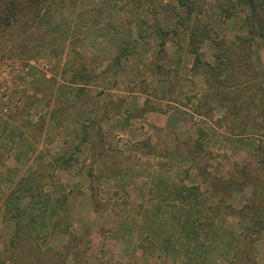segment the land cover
<instances>
[{
	"label": "rangeland",
	"instance_id": "374dc122",
	"mask_svg": "<svg viewBox=\"0 0 264 264\" xmlns=\"http://www.w3.org/2000/svg\"><path fill=\"white\" fill-rule=\"evenodd\" d=\"M0 53V264H264V0H0Z\"/></svg>",
	"mask_w": 264,
	"mask_h": 264
},
{
	"label": "built area",
	"instance_id": "2783aa9c",
	"mask_svg": "<svg viewBox=\"0 0 264 264\" xmlns=\"http://www.w3.org/2000/svg\"><path fill=\"white\" fill-rule=\"evenodd\" d=\"M16 76L17 67L15 60L7 54L0 53V105L9 89L15 86Z\"/></svg>",
	"mask_w": 264,
	"mask_h": 264
},
{
	"label": "trees",
	"instance_id": "16d2710c",
	"mask_svg": "<svg viewBox=\"0 0 264 264\" xmlns=\"http://www.w3.org/2000/svg\"><path fill=\"white\" fill-rule=\"evenodd\" d=\"M252 2V0H248V4H250ZM251 8V12H250V14L252 15V14H255V9L254 8H252V7H250ZM250 10V9H249ZM253 16V15H252ZM194 62L195 63H197L198 62V59L197 58H195L194 59Z\"/></svg>",
	"mask_w": 264,
	"mask_h": 264
}]
</instances>
